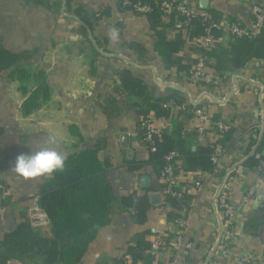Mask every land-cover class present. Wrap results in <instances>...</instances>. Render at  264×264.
<instances>
[{
    "label": "crops",
    "instance_id": "1",
    "mask_svg": "<svg viewBox=\"0 0 264 264\" xmlns=\"http://www.w3.org/2000/svg\"><path fill=\"white\" fill-rule=\"evenodd\" d=\"M182 1L200 11L212 12L219 21L237 22L250 31L252 6L264 8V0ZM70 2V10L80 7L85 13L100 17L93 32L66 11L63 0H0V47L12 52L35 50V55L21 65L44 70L50 89V99L40 109L23 115L20 83L9 77V70L0 71V264H43L34 250L23 249L21 240L16 244L12 233L19 224H29L28 209L49 176L24 179L10 172V167L19 154L49 146V134L59 141L50 147L66 156L97 147L115 197L109 207V225L99 231L78 264H113L125 253L133 237L146 229L150 231L144 238L146 242L151 243L156 237L164 241L157 253L161 264H206L221 233L215 195L223 182L227 201L237 215L230 249L217 256L216 263L241 264L231 254L264 257V175L243 164L261 140L247 146L250 131L264 125V59L248 61L223 81L215 61L228 59V48L234 39L220 31L204 54L207 70L215 81L201 87L191 83L186 73L166 68L159 55L163 43L178 36L184 40L181 56L196 59V37H191L188 30L177 31L172 26L156 29L144 16L120 10L118 0ZM168 22L161 18L162 24ZM112 29L117 31L116 39L110 36ZM122 70L130 71L149 96L169 95L180 100L175 104L171 99L168 118L151 116V121L168 135L174 127L181 126L185 145L191 151L198 144L216 139L211 131L195 132L192 100H197L213 119L231 124L225 153L211 172L202 173L200 186L194 187L198 170L179 171V187L187 194L186 203L179 210L166 207L160 194L156 167L147 161L148 150L138 126L143 97L122 89ZM27 87L30 91L34 85L29 82ZM181 105L186 106L183 111L179 109ZM70 124H75L82 136L78 148L71 146L74 139L67 130ZM249 189L254 194L244 201ZM131 194L146 196L150 205L143 225L133 221L132 210L122 203L121 199ZM170 210L185 220L182 243L176 249L171 247L177 228L175 221L168 219ZM38 232L42 237L53 238L50 223ZM187 243L188 251L184 247Z\"/></svg>",
    "mask_w": 264,
    "mask_h": 264
},
{
    "label": "trees",
    "instance_id": "2",
    "mask_svg": "<svg viewBox=\"0 0 264 264\" xmlns=\"http://www.w3.org/2000/svg\"><path fill=\"white\" fill-rule=\"evenodd\" d=\"M129 1L131 3L135 2V0ZM144 1L152 8L146 14L137 13L130 5H123L122 0H118L117 4L120 10H130L138 16H144L156 29L172 26L173 20H169L166 25L161 23L159 0ZM63 2L66 11L71 12L81 24L85 25L90 32H93L100 17L85 13L80 7L70 10V0H63ZM208 13L211 14L214 21H219L212 12ZM203 29L204 25L201 20L194 19L188 31L191 37H197L202 34ZM218 33L220 31H214L213 34L216 37ZM159 34L162 35V32H159ZM183 44L184 40L177 36L172 41L163 43L159 55L166 68L174 69L177 73L187 74L193 64L192 62L196 59H187L181 56L180 50ZM33 55H35V50L12 52L0 47V71L9 70V77L20 83L18 89L24 95L20 105V112L23 115H29L40 109L42 104L50 99V89L45 71L42 69L30 70L21 65L23 61L30 59ZM227 55L228 59L226 61L222 58L215 61V68L220 71L219 75L223 81L227 79L232 71L244 67L248 61L264 59V28L257 35L250 38L234 39L229 45ZM119 81L122 89L131 95L143 97L144 104L143 109L140 110V120L138 122L142 137L144 136L142 122L146 121L149 116L168 118L171 115L173 106L169 103L171 99H174L175 104L180 101L169 95L164 97L149 96L145 86L138 79L132 77L128 70H122L119 73ZM29 82L34 85V88L30 91L27 87ZM198 106L202 107L201 104H198ZM190 109L193 110L192 107ZM67 130L74 139L71 146L78 148L82 142L78 127L75 124H70ZM229 134L230 131L223 133L220 138L215 135L214 138L216 139H211L210 142L205 144H198L195 150L191 151L185 145L184 129L178 125L173 128L169 135L162 131L161 135L155 139L156 148L154 151L146 147L148 150L147 161L155 164L158 175L164 155L175 150L180 154V158L177 159L175 164L177 176L180 170H198V175H202V173L211 172L214 167L210 161V154L214 145L220 143L224 146L229 139ZM255 143L256 141L250 140L247 146L250 147ZM263 147L264 141L261 139L254 153L243 162L246 168L253 169L256 166L259 160L258 154H260ZM98 152L97 147H88L76 154L68 155L65 161V170L53 173L40 185L37 193L38 205L48 217L53 231V238L42 237L38 230L33 229L28 223L19 224L12 233V237L17 239L15 243L17 244L20 242L18 240H21L23 249L26 251L34 250L41 257L43 264H78L99 231L110 223L109 207L115 197L106 181L105 171ZM121 200L124 205L132 210L133 221L136 224L143 225L146 223V212L150 207L146 196L131 194ZM164 201L165 203L169 202L170 207L174 210H179L185 205L168 198H165ZM181 218L171 210L168 212V219L171 221L176 222ZM149 232L146 229L137 233L132 242L128 244L125 253L115 258L113 264H139L148 261L161 264V261L158 260V254L150 255L149 253L151 243L144 240ZM126 254L129 255V260L124 258Z\"/></svg>",
    "mask_w": 264,
    "mask_h": 264
},
{
    "label": "built area",
    "instance_id": "3",
    "mask_svg": "<svg viewBox=\"0 0 264 264\" xmlns=\"http://www.w3.org/2000/svg\"><path fill=\"white\" fill-rule=\"evenodd\" d=\"M159 9L161 17L168 20H173L172 27L174 30H189L191 22L194 19H199L204 25V29L201 35L196 37V45L199 50V55L192 64L191 68L187 72L188 80L193 84L211 85L215 81L213 75L207 70V63L205 61L204 54L210 50L215 42L214 31H225L232 39L238 38H250L257 35L264 28V8L262 6H252L251 13L253 17V30L250 31L243 27L240 23L233 21H214L211 14L205 11H200L195 5L186 3L180 0H159ZM123 5H130L137 13L146 14L152 10L151 6L144 0H135L130 2L129 0H122ZM197 100H192L190 105L193 109V116L196 120L195 130L198 134H202L204 131H211L218 138L223 133H227L231 130V124L226 121L213 119L203 108L198 106ZM186 106L181 105L179 109L184 110ZM144 131L142 137L144 145L149 150L154 151L156 148L155 139L158 138L162 130L153 126L151 116L141 123ZM249 139L257 141L263 139L264 141V125L257 129H252L249 134ZM225 148L222 144L216 143L213 147V151L210 154V161L213 165L217 164L220 158L224 155ZM259 160L256 166L253 168L260 176L264 175V147L260 154H258ZM180 158V154L173 150L164 155L162 165L157 175L158 183L160 184V194L163 199H173L181 204H185L187 200V194L179 187V179L175 173V164L177 159ZM203 181L202 175H198L194 181V187L201 185ZM225 182L219 186L215 195V206L219 214H221V233L217 241V245L209 260L206 264H217L216 258L220 254L227 253L230 249V244L233 241V223L237 215V210L227 201L225 194ZM254 194L253 189L247 190L243 200L250 199ZM1 208V201H0ZM28 222L29 225L36 230L44 229L48 226L49 220L47 215L40 209L38 205V196H34L33 203L28 209ZM177 232L174 240L171 244L172 249H176L182 243L183 228L185 226L184 219L176 220ZM163 240L156 237L151 242L149 253L150 255H156L163 247ZM186 251L189 250L190 244L184 245ZM232 258L240 262L241 264H264V257L260 254L241 255L231 254ZM125 260H129V255H126ZM173 264V263H169Z\"/></svg>",
    "mask_w": 264,
    "mask_h": 264
},
{
    "label": "clouds",
    "instance_id": "4",
    "mask_svg": "<svg viewBox=\"0 0 264 264\" xmlns=\"http://www.w3.org/2000/svg\"><path fill=\"white\" fill-rule=\"evenodd\" d=\"M110 36L117 38V31L110 30ZM46 144L30 154L21 153L15 158L14 164L10 167V172L24 179H35L42 176H51L53 173L65 170L66 154L56 150L51 145L59 144L55 135L49 134Z\"/></svg>",
    "mask_w": 264,
    "mask_h": 264
},
{
    "label": "water",
    "instance_id": "5",
    "mask_svg": "<svg viewBox=\"0 0 264 264\" xmlns=\"http://www.w3.org/2000/svg\"><path fill=\"white\" fill-rule=\"evenodd\" d=\"M153 201H154V200H153ZM165 206H166V207H170V203H169V202H166V203H165Z\"/></svg>",
    "mask_w": 264,
    "mask_h": 264
}]
</instances>
